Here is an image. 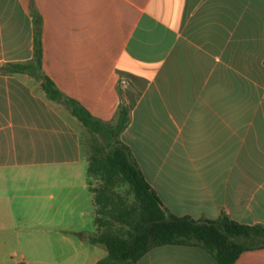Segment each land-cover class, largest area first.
<instances>
[{"label": "crops", "instance_id": "crops-1", "mask_svg": "<svg viewBox=\"0 0 264 264\" xmlns=\"http://www.w3.org/2000/svg\"><path fill=\"white\" fill-rule=\"evenodd\" d=\"M32 4L43 73L103 122L131 106L121 142L167 212L264 227V0H0V264L108 255L71 111L7 69L33 59ZM136 264L217 262L163 246Z\"/></svg>", "mask_w": 264, "mask_h": 264}, {"label": "trees", "instance_id": "trees-1", "mask_svg": "<svg viewBox=\"0 0 264 264\" xmlns=\"http://www.w3.org/2000/svg\"><path fill=\"white\" fill-rule=\"evenodd\" d=\"M35 17L31 62L8 66L10 73L41 80L47 97L65 105L90 132L88 185L96 212L92 244L104 245L108 255L96 264H136L152 249L163 246L200 247L217 264H235L246 251L264 249V227L248 226L222 216L196 220L167 212L147 182L121 135L130 121L131 106L123 102L113 123L92 116L78 101L65 96L43 73L42 24Z\"/></svg>", "mask_w": 264, "mask_h": 264}, {"label": "rangeland", "instance_id": "rangeland-1", "mask_svg": "<svg viewBox=\"0 0 264 264\" xmlns=\"http://www.w3.org/2000/svg\"><path fill=\"white\" fill-rule=\"evenodd\" d=\"M65 112H67L66 113L67 117L70 118V120L73 122V124L79 131L80 136L82 137L83 140V152L87 156L89 153V142L91 140L90 132L78 121V119L72 116L67 110Z\"/></svg>", "mask_w": 264, "mask_h": 264}, {"label": "built area", "instance_id": "built-area-1", "mask_svg": "<svg viewBox=\"0 0 264 264\" xmlns=\"http://www.w3.org/2000/svg\"><path fill=\"white\" fill-rule=\"evenodd\" d=\"M123 86L126 87L125 84Z\"/></svg>", "mask_w": 264, "mask_h": 264}]
</instances>
